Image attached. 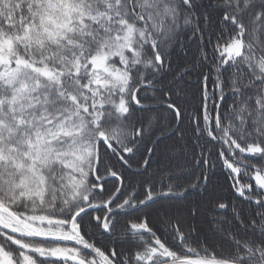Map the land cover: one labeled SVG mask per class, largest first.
<instances>
[{"label":"snow or ice","instance_id":"6c2138e0","mask_svg":"<svg viewBox=\"0 0 264 264\" xmlns=\"http://www.w3.org/2000/svg\"><path fill=\"white\" fill-rule=\"evenodd\" d=\"M0 264H264V0H0Z\"/></svg>","mask_w":264,"mask_h":264}]
</instances>
